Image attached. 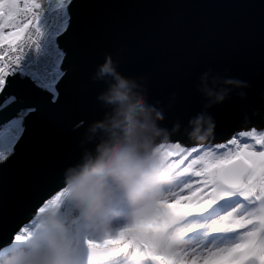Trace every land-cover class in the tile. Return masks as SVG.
<instances>
[{"label": "water", "instance_id": "95a60500", "mask_svg": "<svg viewBox=\"0 0 264 264\" xmlns=\"http://www.w3.org/2000/svg\"><path fill=\"white\" fill-rule=\"evenodd\" d=\"M69 17L67 32L58 38L67 74L58 85L57 103L18 77L0 96L2 101L16 93L45 106L25 118L15 154L0 163V246L63 186L64 170L79 162L88 125L107 110L97 99L106 83L92 78L105 54L123 75L144 78L149 103L162 109L161 126L181 124L169 143L216 145L237 131L264 129V0H73ZM208 69L247 87L206 109L215 121L214 134L197 143L183 127L205 110L196 86ZM18 107L12 104L0 117L15 116Z\"/></svg>", "mask_w": 264, "mask_h": 264}, {"label": "snow or ice", "instance_id": "6c2138e0", "mask_svg": "<svg viewBox=\"0 0 264 264\" xmlns=\"http://www.w3.org/2000/svg\"><path fill=\"white\" fill-rule=\"evenodd\" d=\"M55 2L56 8L67 12L68 20L44 40L40 25L44 10L39 0H0V96L18 77L48 93L51 104L59 100L58 85L67 72L63 68L66 52L58 38L70 26L69 6L73 0ZM29 54L38 60H28ZM12 104L20 105L16 115L0 117V163L15 154L25 131V118L45 109L42 104L8 93L0 101V112ZM238 138H249L254 143H242ZM161 147L177 179L168 189V198L161 202L160 213L140 226L152 234L153 241L137 246L129 238L128 229H118L100 239L82 227L74 239L76 264H264V131L253 128L233 133L232 138L216 145L187 148L168 143ZM62 188L43 199L15 230L11 241L24 240L38 230L37 211L59 197ZM225 205L230 206L208 221V232L213 237L201 245L191 235L200 224L189 214L211 212ZM176 228L179 231H174ZM161 236L169 240L178 237L185 243L161 251L156 243Z\"/></svg>", "mask_w": 264, "mask_h": 264}, {"label": "clouds", "instance_id": "9594fccd", "mask_svg": "<svg viewBox=\"0 0 264 264\" xmlns=\"http://www.w3.org/2000/svg\"><path fill=\"white\" fill-rule=\"evenodd\" d=\"M92 78L106 83L97 99L107 110L88 125L80 142L79 162L64 170L62 194L37 211L38 230L0 247V264H76L77 231L87 227L103 237L116 231L117 221L119 229L129 230L135 245L153 241L152 234L140 226L160 213L161 202L176 183L175 170L161 146L182 126L179 122L171 128L161 126L162 109L149 103L144 78L123 75L110 54H105ZM196 87L206 100L205 110L189 118L183 131L190 140L204 143L215 130V121L206 109L247 83L213 75L208 69ZM88 144L92 147H86ZM156 243L161 251H168L182 247L185 241L161 236Z\"/></svg>", "mask_w": 264, "mask_h": 264}, {"label": "built area", "instance_id": "2783aa9c", "mask_svg": "<svg viewBox=\"0 0 264 264\" xmlns=\"http://www.w3.org/2000/svg\"><path fill=\"white\" fill-rule=\"evenodd\" d=\"M56 7H58V5L56 4L55 0H48L46 6L42 9L44 11L40 18V25L44 32V40H47L51 35L58 31L59 27L62 25V10L61 8ZM67 20L68 17L65 19V22ZM27 59L30 61L38 60V58L34 54H29Z\"/></svg>", "mask_w": 264, "mask_h": 264}, {"label": "rangeland", "instance_id": "374dc122", "mask_svg": "<svg viewBox=\"0 0 264 264\" xmlns=\"http://www.w3.org/2000/svg\"><path fill=\"white\" fill-rule=\"evenodd\" d=\"M250 131V130H249ZM264 131V130H262ZM241 132V131H239ZM238 133V132H237ZM233 136V135H232ZM231 136V138H232ZM241 140L242 143H254V141L250 140L249 138H238ZM224 143V142H223ZM184 147V146H183ZM235 147V146H233ZM191 148V147H190ZM187 194V193H185ZM230 206V205H226L225 207L223 208H219V207H216L215 209H220V211H216L214 213H212L214 210H212L211 212H203V213H190V217L192 218V220L196 221L198 224H200L199 227H197L199 229L198 233H191L193 234L194 236H199L200 238L199 239H196V241L198 243H201V245H203L204 243H207L212 237H213V234L212 233H209L208 232V228L210 227L208 221L212 220L214 217L216 216H219L220 214H222L224 211L227 210V207ZM206 213H212L210 216H207V217H204L203 219H199V217H201L202 215L206 214ZM114 234V233H112ZM95 235V234H94ZM100 239H102L103 237H98Z\"/></svg>", "mask_w": 264, "mask_h": 264}, {"label": "trees", "instance_id": "16d2710c", "mask_svg": "<svg viewBox=\"0 0 264 264\" xmlns=\"http://www.w3.org/2000/svg\"><path fill=\"white\" fill-rule=\"evenodd\" d=\"M47 1H48V0H39V2L42 4V8H44V7L46 6ZM225 206H226V205H225ZM225 206H222L221 208H223V207H225ZM219 208H220V207H219ZM216 211H220V209H219V210H218V209H215V211H213L212 213H214V212H216ZM212 213H206V214L202 215L201 217H199V219L201 220V219H203L204 217L210 216ZM216 213H217V212H216ZM119 224H120V222L117 221V222H116V231L119 229ZM116 231H114L113 233L115 234ZM198 231H199L198 228H195V229L193 230L194 233H198ZM193 232H192V233H193ZM191 235H192L194 238H196V239H199V238H200L199 236H194L193 234H191ZM143 264H150V261H144Z\"/></svg>", "mask_w": 264, "mask_h": 264}, {"label": "bare ground", "instance_id": "6f19581e", "mask_svg": "<svg viewBox=\"0 0 264 264\" xmlns=\"http://www.w3.org/2000/svg\"><path fill=\"white\" fill-rule=\"evenodd\" d=\"M262 130H264V129H262ZM262 130H260V131H262Z\"/></svg>", "mask_w": 264, "mask_h": 264}]
</instances>
